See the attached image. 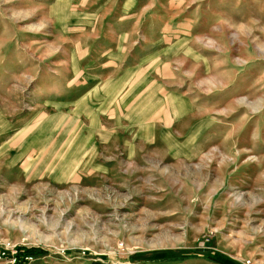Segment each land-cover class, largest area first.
<instances>
[{
    "label": "rangeland",
    "instance_id": "obj_1",
    "mask_svg": "<svg viewBox=\"0 0 264 264\" xmlns=\"http://www.w3.org/2000/svg\"><path fill=\"white\" fill-rule=\"evenodd\" d=\"M211 258L264 264V0H0V264Z\"/></svg>",
    "mask_w": 264,
    "mask_h": 264
},
{
    "label": "trees",
    "instance_id": "obj_2",
    "mask_svg": "<svg viewBox=\"0 0 264 264\" xmlns=\"http://www.w3.org/2000/svg\"><path fill=\"white\" fill-rule=\"evenodd\" d=\"M17 251H18L17 252V259L18 260H20L22 258H25L26 256H29V255H31V253H33L31 251L23 250L22 248L18 249ZM210 260H212V261H214V262H216L218 264H223L218 258H211Z\"/></svg>",
    "mask_w": 264,
    "mask_h": 264
}]
</instances>
